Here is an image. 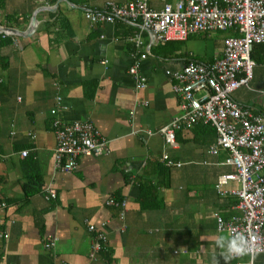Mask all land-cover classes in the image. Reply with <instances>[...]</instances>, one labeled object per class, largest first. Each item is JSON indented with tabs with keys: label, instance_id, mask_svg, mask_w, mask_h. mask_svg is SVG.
I'll use <instances>...</instances> for the list:
<instances>
[{
	"label": "crops",
	"instance_id": "obj_1",
	"mask_svg": "<svg viewBox=\"0 0 264 264\" xmlns=\"http://www.w3.org/2000/svg\"><path fill=\"white\" fill-rule=\"evenodd\" d=\"M106 1L130 0H5L0 9V27L22 33H4L11 43L0 48V66L7 63L6 70L0 67V232L8 234L0 239V264H212L214 254L226 264L214 247L216 237L226 234L214 215L224 221L240 216L230 193L238 181H229L225 194L216 190L220 175L235 172L224 163L227 152L209 153L217 143L210 125L177 130L174 145L164 142L160 128L181 113L172 74L187 60L221 57L225 39L237 33L161 42L139 21L88 23L84 11ZM176 1L149 0L148 7L160 10ZM33 18L34 31L23 35ZM251 59L252 79L232 98L252 115H264V44L253 47ZM134 62L145 78L143 89H136L128 71ZM53 109L63 123H91L109 153L78 158L73 172L57 171ZM25 150L42 177L40 191L28 199L21 188ZM163 155L181 165L165 166ZM144 182L156 189L141 202ZM49 191L53 199L45 198ZM109 199L124 201V210L108 206ZM90 225L106 236L95 259ZM49 239L54 247L47 250ZM252 262L264 264V254Z\"/></svg>",
	"mask_w": 264,
	"mask_h": 264
},
{
	"label": "built area",
	"instance_id": "obj_2",
	"mask_svg": "<svg viewBox=\"0 0 264 264\" xmlns=\"http://www.w3.org/2000/svg\"><path fill=\"white\" fill-rule=\"evenodd\" d=\"M148 1L130 0L123 5L106 1L99 9L85 10L83 17L92 25L139 21L142 29H147L161 42L184 41L191 35L214 31L237 33V36L225 39L221 57L211 63L187 60L180 71L172 74L178 82L174 91L181 95V113L162 126L160 133L166 144L174 145L177 130L190 128L198 122L215 130L217 143L209 153L225 150L228 157L224 163L235 169L233 174H222L217 178L216 190L225 194L223 187L232 180L240 185L238 190L230 192L238 200L240 216L224 221L215 214L216 228L226 234L241 232L248 235L250 251L233 259L236 264H253L254 255L264 254V115H252L232 98V93L247 86L252 79L255 66L251 59L252 49L254 45L264 44V0H177L174 5L164 4L160 10L150 9ZM134 42L136 46H142L137 35ZM143 58L145 55H141ZM138 66L134 62L128 71L136 79V89H143L145 78L138 75ZM51 114L56 141L53 163L57 171L73 172L78 158L109 153L107 141L91 123H63L56 109ZM27 155V150L20 153L21 157ZM161 160L169 168L181 165L167 155ZM54 197L53 191L45 195L46 199ZM107 205L124 210L126 203L109 199ZM88 230L95 234L90 254V258L95 259L105 249L106 236L92 225ZM0 239L7 240L8 234L0 232ZM44 247L47 250L53 248L54 241L49 239ZM246 256L249 261L243 262L242 258Z\"/></svg>",
	"mask_w": 264,
	"mask_h": 264
},
{
	"label": "trees",
	"instance_id": "obj_3",
	"mask_svg": "<svg viewBox=\"0 0 264 264\" xmlns=\"http://www.w3.org/2000/svg\"><path fill=\"white\" fill-rule=\"evenodd\" d=\"M5 5V0H0V9H3ZM11 43V40L9 36L0 34V48L3 46H6ZM261 45V44H258ZM256 46V45H254ZM252 53V52H251ZM5 57L0 55V63L4 61ZM1 67V66H0ZM7 63L4 64V66L1 67L2 70H6ZM24 165L26 166V170H24V174L21 179V188L24 194L25 199L30 198L34 194L38 193L41 188V181L42 177L40 174V171L38 169L37 163L32 159L31 156H26ZM33 168H36V170H33ZM163 174L167 173V168L164 166H159ZM153 189H156L154 185L151 184V182H144L140 184V201L148 200Z\"/></svg>",
	"mask_w": 264,
	"mask_h": 264
},
{
	"label": "clouds",
	"instance_id": "obj_4",
	"mask_svg": "<svg viewBox=\"0 0 264 264\" xmlns=\"http://www.w3.org/2000/svg\"><path fill=\"white\" fill-rule=\"evenodd\" d=\"M214 247L219 249V256L226 264L235 258L241 257L250 251V237L241 232L220 234L215 239ZM212 264H218L217 255H213Z\"/></svg>",
	"mask_w": 264,
	"mask_h": 264
},
{
	"label": "water",
	"instance_id": "obj_5",
	"mask_svg": "<svg viewBox=\"0 0 264 264\" xmlns=\"http://www.w3.org/2000/svg\"><path fill=\"white\" fill-rule=\"evenodd\" d=\"M35 18L32 19V21L30 22V26L28 27L27 31L25 33H23V35H30L31 32L34 31V27H35ZM0 32L6 33V34H11V35H22V33H20L19 31L15 30V29H11V28H7V27H0Z\"/></svg>",
	"mask_w": 264,
	"mask_h": 264
},
{
	"label": "rangeland",
	"instance_id": "obj_6",
	"mask_svg": "<svg viewBox=\"0 0 264 264\" xmlns=\"http://www.w3.org/2000/svg\"><path fill=\"white\" fill-rule=\"evenodd\" d=\"M3 34V33H2ZM209 34H211L210 35V37L211 38H216V37H218V36H224V35H227V32L226 31H214V32H212V33H209ZM3 35H5V34H3ZM163 137V136H162ZM164 140V139H163ZM174 140H175V138H174ZM246 257H248V256H246ZM248 261H249V257H248ZM244 262V261H243ZM245 262H247V261H245ZM253 263V262H252Z\"/></svg>",
	"mask_w": 264,
	"mask_h": 264
},
{
	"label": "bare ground",
	"instance_id": "obj_7",
	"mask_svg": "<svg viewBox=\"0 0 264 264\" xmlns=\"http://www.w3.org/2000/svg\"><path fill=\"white\" fill-rule=\"evenodd\" d=\"M228 31V30H227Z\"/></svg>",
	"mask_w": 264,
	"mask_h": 264
}]
</instances>
